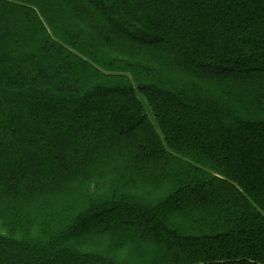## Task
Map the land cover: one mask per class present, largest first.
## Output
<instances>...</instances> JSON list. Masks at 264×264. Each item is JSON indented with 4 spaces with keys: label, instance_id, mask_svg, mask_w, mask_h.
<instances>
[{
    "label": "trees",
    "instance_id": "1",
    "mask_svg": "<svg viewBox=\"0 0 264 264\" xmlns=\"http://www.w3.org/2000/svg\"><path fill=\"white\" fill-rule=\"evenodd\" d=\"M45 153L0 179V264H264V0H0V158Z\"/></svg>",
    "mask_w": 264,
    "mask_h": 264
},
{
    "label": "rangeland",
    "instance_id": "2",
    "mask_svg": "<svg viewBox=\"0 0 264 264\" xmlns=\"http://www.w3.org/2000/svg\"><path fill=\"white\" fill-rule=\"evenodd\" d=\"M105 16H107L109 18V14H106ZM104 15H102L103 18H105ZM213 53H211L210 55H212ZM201 59V60H206L204 58H201L199 55H194V54H184L181 56V60L182 62H184V64L190 65L193 61ZM204 62H202L203 64ZM236 75V74H235ZM167 111V107H164ZM163 108V109H164ZM163 111V110H162ZM166 116V114H165ZM174 116V115H173ZM101 118H104V116L102 115ZM175 118V117H173ZM75 127H79V125L74 124ZM94 130H97L96 127L97 126H93ZM129 131L133 132V129H130ZM116 131H107L105 130L104 132L101 133H97L95 132L93 135L94 137H90V135H86L84 136L82 139L79 140V148L77 147V152H80L85 148L86 145L85 143L88 142H95L96 144L99 145H105V136H107L108 134H113ZM89 133V132H88ZM83 151V152H84ZM94 152V151H93ZM100 149L96 150V153L99 154ZM25 160L26 164L27 162H29L30 160L32 161L33 157H23ZM81 158V157H80ZM79 158V163L77 168L82 166V162H84V159L86 158L85 156L80 160ZM2 165H0V179L3 180V182H5L6 185L8 186H14L15 184H17L18 186H20L23 183H28L31 182L32 183H36L38 184V182H41V179L44 178L45 176H49L51 175H57L61 172H65L67 171V165L70 164H65V167L61 169L62 165H58V158L56 157H48L45 153V156H43L42 158V162L38 163L36 161H32L31 164L28 165H20V167L18 166H14V165H5L4 164V159L0 158ZM29 160V161H28ZM60 167V168H59ZM18 174H20V176H18ZM28 185V184H25ZM123 205V204H122ZM112 212V216L110 218H107V216L103 219L106 223L109 222V225H114L115 226V220L116 219H120V218H125L126 219V213L128 214V208H124L122 206H119L118 208H115L114 210L111 211ZM124 224V227L126 230H128V233H134V234H139V235H144V234H152L153 232H157V230L154 229V224L151 222V220L149 221L148 217L144 215V212L142 211H131L130 215H129V223L128 221ZM147 225L152 226V229H147ZM94 229V228H92ZM83 231V230H82ZM0 232L2 233V229L0 228ZM139 249L134 248V251H130V254L128 253V259L131 262H141L142 259V254L140 252H138Z\"/></svg>",
    "mask_w": 264,
    "mask_h": 264
}]
</instances>
